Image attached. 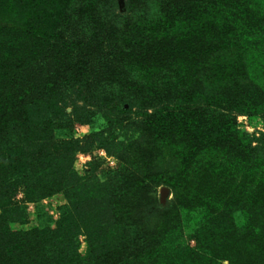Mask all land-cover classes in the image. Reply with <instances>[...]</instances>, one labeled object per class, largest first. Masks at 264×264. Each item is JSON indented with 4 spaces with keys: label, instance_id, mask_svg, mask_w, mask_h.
Returning <instances> with one entry per match:
<instances>
[{
    "label": "rangeland",
    "instance_id": "rangeland-1",
    "mask_svg": "<svg viewBox=\"0 0 264 264\" xmlns=\"http://www.w3.org/2000/svg\"><path fill=\"white\" fill-rule=\"evenodd\" d=\"M43 9L49 39L31 40L42 53L31 65L52 82L21 109L31 125L12 140L67 177L31 200L24 186L11 193L22 209L10 229L70 227L81 202L103 207L101 229L166 240L159 262L182 246L207 264H264V0H0V27L42 32ZM12 97L1 112L20 104ZM77 240L85 256L82 230Z\"/></svg>",
    "mask_w": 264,
    "mask_h": 264
},
{
    "label": "trees",
    "instance_id": "trees-1",
    "mask_svg": "<svg viewBox=\"0 0 264 264\" xmlns=\"http://www.w3.org/2000/svg\"><path fill=\"white\" fill-rule=\"evenodd\" d=\"M53 10L55 9L52 8ZM50 13L52 14L46 9L37 13L42 16V32H39L37 28L30 31L31 28L28 27L24 29L19 26L0 27V119L1 117L7 120L10 119L9 124H6V122L3 128L0 126V153L2 154L0 156V264H82L83 262V264H207L208 261H212L211 259H207V261L204 259L206 258L205 253L201 249L196 250L188 247L186 250L182 246H178V249L174 253L172 252L173 256L170 252L166 253L169 254L168 257L166 256L169 260L167 263L159 262L154 257L161 254L159 252H162V249L159 248V245H161V241L166 244V240H161L158 242L160 244L155 247V244L148 238L144 239L141 236L127 234L124 229L120 233L105 228L101 229L95 221L104 216L98 215L103 207L100 209L97 207L96 211L95 206L86 209L81 207V202H75L74 208L71 207L69 215L72 223L70 227L61 226L58 231L49 230L48 232L45 229H35L27 232H17L10 229V223L19 219L12 216V214L15 213L18 216L22 209L19 204H13V209L9 206L12 205L11 193H16L20 186H24L27 199L31 200L32 195L41 197L43 194L58 190V185H62L67 177L64 167L58 165L55 167L56 163L53 161L52 168L49 170L47 167L51 165V160H47L45 155L42 156V152L41 156L38 152L37 157L32 155V151L27 153V149L25 146H21L22 142L20 141V134L31 125L27 121V117L20 114L21 109L30 102L32 103L31 100H34V95L38 96L45 93V89L41 88L43 84L47 85L52 82L46 80L43 82V78L40 80L33 77L34 72L41 71V75L45 72L43 69L44 64L39 62V66L31 65L38 59L39 54H42L36 53L35 45L31 44V40L39 39L41 42L49 39V35L44 31V22L50 20ZM15 33H21L20 39L16 38ZM58 35L61 37L60 34ZM15 38L18 41H23L22 49L26 48L27 50L21 59H15L13 53L9 50L20 42L14 41ZM47 42L45 41V45ZM28 43L30 47H28ZM42 49L48 51L46 55L53 63L52 57L55 52L51 49L48 50V45ZM31 53L32 56H30ZM7 56L8 58H6ZM33 56L35 59L32 58ZM78 68L87 71L84 63L80 62ZM50 69H52V66H50ZM22 70L25 71L24 74L27 79H31V82L27 80L22 83L19 80L17 75ZM55 83L53 81L54 85ZM15 85L20 86V90L16 91L14 89ZM23 91L26 93H23ZM12 96H17L16 99L20 101L17 100L20 104L15 102L16 104H13L14 106L10 112H1L6 107L4 104L9 101H16ZM26 97L29 101L23 102ZM15 131L19 133L20 138L17 136L16 143L12 140ZM9 145H14L12 151L7 150ZM6 153H9V156L5 155ZM40 157L42 161L38 162ZM13 174L17 175L15 181H11L12 177L10 175ZM85 207H89V203L85 204ZM113 210H116V206H111L107 213L110 216L115 215ZM119 211L121 213V210ZM77 226L87 237L88 248L85 256L79 251L77 240L81 230L78 233H73L72 230ZM47 234L49 235L47 236ZM153 247L155 248L153 249Z\"/></svg>",
    "mask_w": 264,
    "mask_h": 264
},
{
    "label": "water",
    "instance_id": "water-1",
    "mask_svg": "<svg viewBox=\"0 0 264 264\" xmlns=\"http://www.w3.org/2000/svg\"><path fill=\"white\" fill-rule=\"evenodd\" d=\"M167 193H168L167 189H163L162 190V192H161V198H162V200H164L166 198Z\"/></svg>",
    "mask_w": 264,
    "mask_h": 264
}]
</instances>
